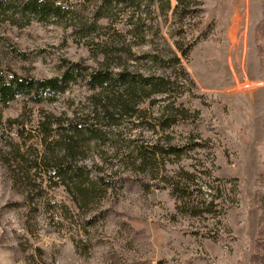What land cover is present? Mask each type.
<instances>
[{
  "label": "rangeland",
  "instance_id": "rangeland-1",
  "mask_svg": "<svg viewBox=\"0 0 264 264\" xmlns=\"http://www.w3.org/2000/svg\"><path fill=\"white\" fill-rule=\"evenodd\" d=\"M0 3L1 67L166 82L117 127L91 117L79 78L0 111V264H264V0H70L45 19ZM68 118L95 120L103 140L80 143L60 187L33 167L47 153L34 128Z\"/></svg>",
  "mask_w": 264,
  "mask_h": 264
},
{
  "label": "trees",
  "instance_id": "trees-1",
  "mask_svg": "<svg viewBox=\"0 0 264 264\" xmlns=\"http://www.w3.org/2000/svg\"><path fill=\"white\" fill-rule=\"evenodd\" d=\"M20 1L22 2L20 4L21 9L18 10L22 16L29 14L42 19L63 16L64 5L70 3V0ZM2 5L3 3H0V7ZM181 54L184 55V53ZM175 60L177 61V59ZM77 78L85 81L90 91V97L94 100L91 103L93 109L91 117L97 115L100 120H105L107 128L117 127L116 122L122 120H133L138 123L141 121V115H144V112L137 110L138 102L147 100L153 105V103L163 101L166 93V82L162 77H142L122 70L91 69L78 62L64 64L58 75L40 78L22 76L0 66V111L20 97H40V99L44 98L43 100H53L57 95L64 92L68 83ZM181 115L183 116L180 112V116H169L166 119L160 117L158 121L156 120V126L160 129H167L175 125L179 119H183L184 117ZM94 121L87 123V121L80 119L68 118L62 123L63 126L58 122L49 120L35 124L34 131L41 135L40 139L47 149L45 155L42 154L33 162V167L39 172V175H45L48 181L55 179L56 182L54 183H60L57 186L62 185L61 183L67 178L70 182L73 181V166L72 169H69L70 164H66V160L74 156L80 143L103 140V135L99 129L92 125ZM14 131L19 137L18 128L15 127ZM54 134L56 140H53ZM79 184L75 186V189L77 194L83 197L85 194L82 190L80 191L82 186Z\"/></svg>",
  "mask_w": 264,
  "mask_h": 264
},
{
  "label": "built area",
  "instance_id": "built-area-1",
  "mask_svg": "<svg viewBox=\"0 0 264 264\" xmlns=\"http://www.w3.org/2000/svg\"><path fill=\"white\" fill-rule=\"evenodd\" d=\"M242 86H246V84H242Z\"/></svg>",
  "mask_w": 264,
  "mask_h": 264
}]
</instances>
